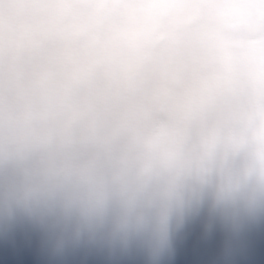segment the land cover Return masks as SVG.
<instances>
[{"label":"clouds","instance_id":"obj_1","mask_svg":"<svg viewBox=\"0 0 264 264\" xmlns=\"http://www.w3.org/2000/svg\"><path fill=\"white\" fill-rule=\"evenodd\" d=\"M0 18V255L264 248V0H0Z\"/></svg>","mask_w":264,"mask_h":264},{"label":"flooded vegetation","instance_id":"obj_2","mask_svg":"<svg viewBox=\"0 0 264 264\" xmlns=\"http://www.w3.org/2000/svg\"><path fill=\"white\" fill-rule=\"evenodd\" d=\"M3 258L5 264H14L13 258L8 256L3 257L2 255H0V264H2ZM245 264H264V248L251 252L247 257Z\"/></svg>","mask_w":264,"mask_h":264},{"label":"rangeland","instance_id":"obj_3","mask_svg":"<svg viewBox=\"0 0 264 264\" xmlns=\"http://www.w3.org/2000/svg\"><path fill=\"white\" fill-rule=\"evenodd\" d=\"M25 2H26V0H19V5H20L21 8L24 7ZM4 23L5 22H4L3 18H0V27H2L4 25Z\"/></svg>","mask_w":264,"mask_h":264}]
</instances>
